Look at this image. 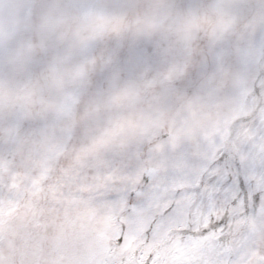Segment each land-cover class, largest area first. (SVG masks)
I'll list each match as a JSON object with an SVG mask.
<instances>
[{"label": "snow or ice", "instance_id": "6c2138e0", "mask_svg": "<svg viewBox=\"0 0 264 264\" xmlns=\"http://www.w3.org/2000/svg\"><path fill=\"white\" fill-rule=\"evenodd\" d=\"M0 264H264V0H0Z\"/></svg>", "mask_w": 264, "mask_h": 264}]
</instances>
